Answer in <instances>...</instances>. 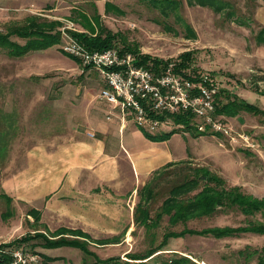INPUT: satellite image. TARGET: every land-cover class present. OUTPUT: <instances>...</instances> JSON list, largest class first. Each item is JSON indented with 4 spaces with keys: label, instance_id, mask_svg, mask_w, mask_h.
Returning a JSON list of instances; mask_svg holds the SVG:
<instances>
[{
    "label": "rangeland",
    "instance_id": "1",
    "mask_svg": "<svg viewBox=\"0 0 264 264\" xmlns=\"http://www.w3.org/2000/svg\"><path fill=\"white\" fill-rule=\"evenodd\" d=\"M106 1L115 4L117 10L105 11ZM179 1L176 12L164 16L147 0H0V32H5L8 24L23 23L26 16L34 14L57 22L56 30L60 37L55 44L18 57L9 56L0 49L1 112L11 109L4 107V104L12 106L42 100L45 105L37 107L41 124L63 121L68 112H71L69 116L84 121L80 108L87 102V95L101 90L104 80L96 69L62 51L63 32L75 38L73 32L86 30L78 19L77 11L90 17L94 8L101 15L102 26L119 32L120 38L136 45L140 53L171 59L169 63L175 64L179 54L191 51L193 61L190 71L208 75L219 90H225L223 93L264 110V93L259 92L264 91V44H258L255 38L262 24L258 10L264 2L227 0L229 7L215 12L209 7ZM231 10L232 15H226ZM187 26L193 30L194 36ZM10 38L21 44L24 42L16 34ZM71 103L73 107L69 106ZM95 104L97 107L90 105L91 123L97 121L99 116L103 120L107 113V108L97 100ZM113 115L114 111L112 115L109 114L112 119ZM127 115L133 119L130 111H127ZM222 116L224 125L234 135L246 134L249 141L254 142V147L246 148L235 143L223 132H199L196 128L199 118L192 115L189 129L179 130L167 139V145L178 161H174L164 174L166 164L145 180L154 181L163 174L159 179L157 196L153 199L155 203L152 200L150 204L151 213L166 197L167 185L177 178L180 167L188 175L193 174L191 167L207 168L223 177L227 184L241 186L244 192L257 198L264 197V115L242 111L234 117ZM131 118L127 119L129 125L132 124ZM135 125L146 139L144 131L158 133L183 127L174 125L169 116L166 124H160L154 130L147 124L143 127ZM21 153L23 151L18 150V154ZM3 156V150H0V173ZM143 185L139 184L137 189ZM137 189L120 198L114 195L113 201L104 200L109 198L107 192L105 198H102L104 195L101 191L95 192L94 195L101 196L97 205L99 214L104 217L103 228L97 230L78 223H67L63 219H52L34 206L5 196L0 188V244L35 233L49 239L59 236L77 238L85 244L84 249L77 245L46 247L38 244L35 248L39 255L36 264H176V260H180L179 264H256V256L247 258V253L264 245V234L254 232L218 239L193 234L170 237L160 251L145 256L152 244L161 242L166 227L163 222L155 235H151L142 226L133 223V209L139 198ZM249 221L264 224V215L256 213L245 216L235 210L217 212L207 218L191 220L187 227L239 226L247 225ZM128 225L129 229L125 232Z\"/></svg>",
    "mask_w": 264,
    "mask_h": 264
},
{
    "label": "crops",
    "instance_id": "2",
    "mask_svg": "<svg viewBox=\"0 0 264 264\" xmlns=\"http://www.w3.org/2000/svg\"><path fill=\"white\" fill-rule=\"evenodd\" d=\"M258 16L262 27L264 5L259 7ZM99 92L87 95V102L80 108L84 121L68 112L63 121L41 124L37 107L45 105L42 100L3 105L11 109L0 110V150L4 153L1 193L38 208L52 219L99 230L104 217L99 214L101 196L94 195L96 191L103 193L102 198L107 192L109 198L104 200L113 201L114 195L120 198L134 193L156 169L178 161L167 145L169 138L146 139L133 119L99 99ZM95 100L107 108V113L103 120L99 116L91 123L90 105L97 107ZM113 111L114 119L109 116ZM128 118L132 119L130 125ZM128 229L129 225L125 232Z\"/></svg>",
    "mask_w": 264,
    "mask_h": 264
},
{
    "label": "trees",
    "instance_id": "3",
    "mask_svg": "<svg viewBox=\"0 0 264 264\" xmlns=\"http://www.w3.org/2000/svg\"><path fill=\"white\" fill-rule=\"evenodd\" d=\"M155 8L160 9L164 16L176 12V7L180 3L178 0H147ZM189 5H199L201 7L212 8L215 12H220L229 7L227 0H186ZM256 1V0H254ZM264 2V0H262ZM105 11L117 10V6L109 1L105 2ZM79 13V21L86 30L73 32V36L86 48L90 50H103L111 47H120L119 52L130 51L136 59V64L142 65L153 73H160L165 66L171 62V59H163L150 54L140 53L137 46L120 38L119 32H113L102 26L101 15L94 8L93 13L88 17L82 11ZM226 15H232V10ZM57 22L47 21L37 15L30 14L25 17L23 23H11L6 26L5 32H0V49L6 51L9 56L18 57L30 51L40 48H46L60 41L57 32ZM192 36L193 30L186 27ZM16 34L24 42L18 43L11 39V35ZM258 44H264V26L260 27L255 35ZM119 43V44H118ZM193 52H183L176 57L174 62V71L183 78L197 80L202 73L190 71L192 66ZM225 90L218 89L215 97V113L227 117H234L240 112L245 111L253 115H264V110L254 104L240 100L237 97L223 93ZM264 93V91H259ZM223 93V94H222ZM222 94V98L220 95ZM226 98V100H224ZM152 114V113H151ZM153 117L166 120L168 116L152 114ZM191 114L176 113L169 115L174 125H183L182 128H174L167 132L148 133L146 137L151 141H163L168 139L173 133L179 130H187L191 127ZM214 134V133H213ZM175 162H169L165 165L163 174L167 168ZM193 174L189 175L178 168V176L167 185L166 197L151 213V202L157 196V187L160 185L159 179H153L144 183L137 189L138 201L133 209V223L142 226L149 234L155 235L157 229L166 227L162 234V240L158 244H152L144 253L145 256H151L160 251L170 237H180L185 234L200 236H212L214 238H223L236 236L242 232H254L264 234V224L260 221H249L247 225L239 226H211L201 229L189 228L187 223L191 220L207 218L217 212H228L235 210L245 216H251L256 213L264 215V197L257 198L244 192L241 186L229 185L226 180L215 172H210L207 168L191 167ZM155 203V200H153ZM180 227L176 229V227ZM65 230V229H63ZM61 230V231H63ZM66 231V230H65ZM68 231V230H67ZM72 231V230H69ZM61 234V232H60ZM41 240V241H38ZM153 240V237L151 241ZM85 241V240H84ZM109 243V242H102ZM38 244L49 247L58 244L77 245L85 248L83 241L77 238L70 239L59 236L56 239H49L42 234H26L14 239L6 244H0V262L8 259V253L14 249H22L27 252H36ZM101 244V243H100ZM28 245L29 247H27ZM30 248V249H28ZM37 253V252H36ZM256 256V264H264V245L259 249H253L247 253V258ZM176 264L180 260L175 261Z\"/></svg>",
    "mask_w": 264,
    "mask_h": 264
},
{
    "label": "built area",
    "instance_id": "4",
    "mask_svg": "<svg viewBox=\"0 0 264 264\" xmlns=\"http://www.w3.org/2000/svg\"><path fill=\"white\" fill-rule=\"evenodd\" d=\"M62 51L78 58L86 66L96 69L103 77L105 87L98 94L122 115L132 113L134 122L152 130L166 120L153 117L151 113L166 115L188 112L199 118L196 128L202 133H221L235 143L246 148L254 147L246 134L236 133L223 123V116L215 113V97L218 87L208 75L193 80L183 78L174 71V64L167 66L158 74L148 68L137 65L134 55L119 52L114 48L90 50L82 46L75 38L63 32ZM39 255L22 249L8 253V260L0 264H36Z\"/></svg>",
    "mask_w": 264,
    "mask_h": 264
}]
</instances>
